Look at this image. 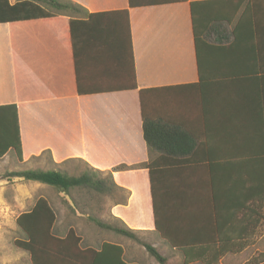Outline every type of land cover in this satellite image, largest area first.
I'll use <instances>...</instances> for the list:
<instances>
[{
  "label": "trees",
  "instance_id": "obj_1",
  "mask_svg": "<svg viewBox=\"0 0 264 264\" xmlns=\"http://www.w3.org/2000/svg\"><path fill=\"white\" fill-rule=\"evenodd\" d=\"M185 1L129 0V4L136 8ZM191 6L201 80L209 61H223L236 75L264 70V0H214ZM59 16L70 21L78 95L138 90L128 11L90 14L68 0H15L13 4L0 0V24ZM193 88L140 91L155 234L171 251L181 254L182 264H223L227 256L253 248L264 236V144L262 149L258 147L264 142V129L257 135L262 142H255L246 155L248 160L227 158L229 154L239 156V151L218 148L212 142L218 138L214 128L208 135L209 127H193L189 116L176 119L164 112L172 100L165 92L182 91L187 102ZM9 153L23 162L16 105L0 107V160ZM45 154L52 160L50 151ZM66 163H78L85 169L70 175L56 170L10 172L0 176V182L19 178L51 186L70 198L73 214L79 213L98 230L137 242L159 264H167L155 247L141 241L140 232L129 229L122 220L116 218L117 224L112 225L96 217L103 198H113L115 205L128 202L130 193L117 185L113 174L142 166L121 165L105 173L80 159ZM193 199L206 200L208 206L193 209L187 203L192 204ZM16 222L23 239L15 246L28 254L30 264H137L126 261L118 242L104 241L92 248L90 243L83 244L72 225L60 231L56 210L44 197L37 198ZM245 264H264V253H256Z\"/></svg>",
  "mask_w": 264,
  "mask_h": 264
},
{
  "label": "crops",
  "instance_id": "obj_2",
  "mask_svg": "<svg viewBox=\"0 0 264 264\" xmlns=\"http://www.w3.org/2000/svg\"><path fill=\"white\" fill-rule=\"evenodd\" d=\"M68 1L90 14L128 11L138 90L77 94L70 21L66 16L0 24V107L18 108L21 164H29L50 151L53 166L74 159L105 173L121 165L142 166L113 174L117 185L130 196L126 205L111 206V212L129 229L156 235L150 172L145 167L150 154L144 139L140 91L193 86L187 102L188 96L182 91L165 92L172 100L164 112L176 119L189 116L193 127H209L208 135L214 128L218 138L212 142L218 148L239 151V156L229 154L227 158L248 160L255 142H262L257 135H262L264 129V70L236 75L223 61H209L201 80L191 4L214 0L136 8L130 7L129 0ZM263 144L258 147L262 149ZM26 184L33 188L42 185ZM193 200L192 204L187 202L193 209L207 203ZM134 213L137 217L133 219ZM247 251L227 256L223 264Z\"/></svg>",
  "mask_w": 264,
  "mask_h": 264
},
{
  "label": "rangeland",
  "instance_id": "obj_3",
  "mask_svg": "<svg viewBox=\"0 0 264 264\" xmlns=\"http://www.w3.org/2000/svg\"><path fill=\"white\" fill-rule=\"evenodd\" d=\"M14 1V0H13ZM51 158L48 154L43 153L39 160H31L29 164L18 162L14 154H9L4 160L0 161V176L10 172H19L27 170H56L67 174H79L83 166L78 163L62 164L56 167L51 164ZM22 179L14 178L0 182V264H30L28 254L15 246L17 240L23 239V233L17 225V218L28 212L37 198H46L57 214V228L64 230L67 224L72 225V229L83 240V244H89L96 248L98 243L118 242L122 244L125 250V259L137 264H159L152 258L145 248L135 241L124 237L117 236L110 232L96 229L86 218H82L79 213L73 214L71 211L72 201L64 194H59L51 186L34 185V188L26 184ZM32 195V196H31ZM114 205L113 198L101 199L100 206L97 210L96 217L105 223L115 225V217L111 212V206ZM137 217V213H134ZM141 241L146 242L167 259V264H182L181 254L171 251L164 245L156 235L139 233ZM260 239V240H259ZM257 247L248 249V251L239 257L229 258L224 264H245L256 253H264V236L259 238ZM257 250V252H256Z\"/></svg>",
  "mask_w": 264,
  "mask_h": 264
}]
</instances>
